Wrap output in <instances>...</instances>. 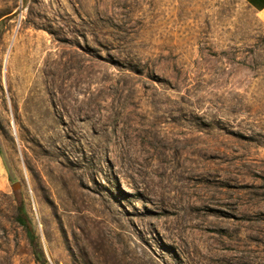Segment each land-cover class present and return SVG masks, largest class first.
Instances as JSON below:
<instances>
[{"label":"rangeland","instance_id":"1","mask_svg":"<svg viewBox=\"0 0 264 264\" xmlns=\"http://www.w3.org/2000/svg\"><path fill=\"white\" fill-rule=\"evenodd\" d=\"M0 264H264L248 0H0Z\"/></svg>","mask_w":264,"mask_h":264},{"label":"trees","instance_id":"2","mask_svg":"<svg viewBox=\"0 0 264 264\" xmlns=\"http://www.w3.org/2000/svg\"><path fill=\"white\" fill-rule=\"evenodd\" d=\"M17 221L22 226L27 234L28 240L33 247V253L38 261H41L42 259V252L39 249L38 243H37V237L35 235V231L33 229L31 220L29 218V215L27 213V210L25 208L24 204H21L18 209V217Z\"/></svg>","mask_w":264,"mask_h":264},{"label":"crops","instance_id":"3","mask_svg":"<svg viewBox=\"0 0 264 264\" xmlns=\"http://www.w3.org/2000/svg\"><path fill=\"white\" fill-rule=\"evenodd\" d=\"M249 6L264 19V0H248Z\"/></svg>","mask_w":264,"mask_h":264},{"label":"water","instance_id":"4","mask_svg":"<svg viewBox=\"0 0 264 264\" xmlns=\"http://www.w3.org/2000/svg\"><path fill=\"white\" fill-rule=\"evenodd\" d=\"M14 191H19L21 189V184L20 183H15L12 186Z\"/></svg>","mask_w":264,"mask_h":264}]
</instances>
